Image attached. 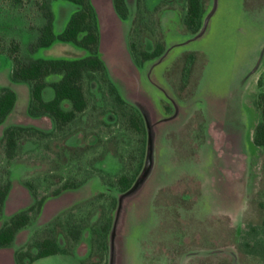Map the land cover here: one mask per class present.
Listing matches in <instances>:
<instances>
[{
	"label": "rangeland",
	"instance_id": "rangeland-1",
	"mask_svg": "<svg viewBox=\"0 0 264 264\" xmlns=\"http://www.w3.org/2000/svg\"><path fill=\"white\" fill-rule=\"evenodd\" d=\"M49 1L60 32L76 5ZM41 2L0 0V87L17 95L0 139L13 124L53 132L25 139L12 159L0 146V183L11 184L0 226L30 210L12 243L0 247V264H16V250L35 252L45 238L64 246L69 226L82 229L73 257L55 254L36 264H78L88 254L91 228L109 216L108 264H264V147L252 139L257 80L264 83V0H206L195 34L182 24L186 0H126L125 19L112 0H91L107 76L147 130L143 167L126 191L116 181L136 168L139 135L98 75L85 80L86 109L57 130L49 117L28 114L27 85L9 78L5 48L12 40L23 58L86 54L60 41L30 51L43 23ZM157 42L162 54L138 63L135 55ZM51 96L47 87L44 97Z\"/></svg>",
	"mask_w": 264,
	"mask_h": 264
},
{
	"label": "trees",
	"instance_id": "trees-1",
	"mask_svg": "<svg viewBox=\"0 0 264 264\" xmlns=\"http://www.w3.org/2000/svg\"><path fill=\"white\" fill-rule=\"evenodd\" d=\"M21 0H14L19 3ZM76 9L70 14L64 28L60 32L54 29V14L50 1L42 0L39 3V10L43 23L38 27L37 37L30 43L31 52L40 48H47L53 43L60 41L71 43L86 54L81 57H28L21 55V45L17 40H12L5 48L12 61L9 78L14 83H24L28 87L29 99L27 112L30 116L49 117L54 129H61L73 122L77 116L87 107L85 93V80L98 75L106 83L108 92L111 94L122 110L128 128L139 135L140 157L136 168L133 171L122 172L117 178V185L121 191L128 190L141 168L143 167L147 144V130L144 118L140 111L132 104L125 101L120 95L117 87L109 80L104 62L98 53L99 29L97 15L91 0H67ZM113 7L120 18L128 16L126 0H112ZM206 0H186V12L182 17V24L190 34L197 33L203 24L205 15ZM164 47L157 42L152 51L142 49L140 55H135L138 63L144 60L155 58L162 54ZM51 76H58L56 80L50 81ZM259 88L254 99V105L258 111L259 120L254 128L253 143L256 146L264 147V83L261 78L257 80ZM50 87L52 97L46 99L44 90ZM17 95L14 89L4 85L0 87V124L5 121L12 112ZM63 101H68L69 107L64 108ZM53 134L30 125H8L4 127L0 139L2 152L8 159L16 156L17 151L25 139L32 136L45 137ZM25 185L35 194L33 185L26 181ZM9 181L0 183V211L10 191ZM43 199L37 200L36 208H39ZM30 210H20L3 221L0 226V247L12 243L15 234L23 228L29 220ZM112 217L101 227H92L86 239L89 250L86 258L77 259L78 264H108V235L111 227ZM65 245L62 246L56 237L45 238L36 243V251L30 249L16 250L14 260L16 264H30L34 260L50 255L61 254L72 256L70 247L82 239V229L78 226L64 228Z\"/></svg>",
	"mask_w": 264,
	"mask_h": 264
},
{
	"label": "crops",
	"instance_id": "crops-1",
	"mask_svg": "<svg viewBox=\"0 0 264 264\" xmlns=\"http://www.w3.org/2000/svg\"><path fill=\"white\" fill-rule=\"evenodd\" d=\"M56 23H54V25H55ZM55 27V26H54ZM55 29V28H54ZM56 31V30H55ZM57 32V31H56ZM52 97V96H51ZM50 97V98H51ZM50 98H48V99H50ZM51 256V255H50ZM48 256H46V257H42V258H38V259H36V260H34L33 262H31L30 264H36L37 263V261H40L41 259H45V258H47Z\"/></svg>",
	"mask_w": 264,
	"mask_h": 264
}]
</instances>
